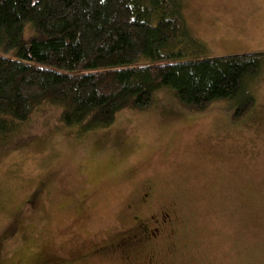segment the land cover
<instances>
[{
	"label": "rangeland",
	"instance_id": "rangeland-1",
	"mask_svg": "<svg viewBox=\"0 0 264 264\" xmlns=\"http://www.w3.org/2000/svg\"><path fill=\"white\" fill-rule=\"evenodd\" d=\"M186 2L195 57L264 53V0ZM261 75L236 121L233 100L197 111L166 90L81 136L54 128L55 108L35 114L0 150V264H264ZM163 211L159 239L117 247L135 215Z\"/></svg>",
	"mask_w": 264,
	"mask_h": 264
},
{
	"label": "trees",
	"instance_id": "trees-1",
	"mask_svg": "<svg viewBox=\"0 0 264 264\" xmlns=\"http://www.w3.org/2000/svg\"><path fill=\"white\" fill-rule=\"evenodd\" d=\"M186 9V0H0V150L41 111L57 109L54 128L81 136L148 111L163 90L197 111L233 100L234 120L244 119L264 53L195 57L203 45ZM117 247L131 250L123 236Z\"/></svg>",
	"mask_w": 264,
	"mask_h": 264
},
{
	"label": "flooded vegetation",
	"instance_id": "flooded-vegetation-1",
	"mask_svg": "<svg viewBox=\"0 0 264 264\" xmlns=\"http://www.w3.org/2000/svg\"><path fill=\"white\" fill-rule=\"evenodd\" d=\"M151 196V190L144 193L142 206L146 204ZM134 226L124 232V243L129 251H133L140 246L151 245L153 241L160 238L165 229L172 226L173 217L168 212L152 213L149 217L135 215Z\"/></svg>",
	"mask_w": 264,
	"mask_h": 264
}]
</instances>
